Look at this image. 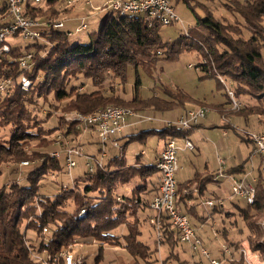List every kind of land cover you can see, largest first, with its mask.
I'll return each instance as SVG.
<instances>
[{
    "label": "trees",
    "instance_id": "trees-1",
    "mask_svg": "<svg viewBox=\"0 0 264 264\" xmlns=\"http://www.w3.org/2000/svg\"><path fill=\"white\" fill-rule=\"evenodd\" d=\"M66 1L28 4L27 16L49 23L41 29L43 41H28L27 45L8 42L9 52H0V83L10 81L0 91V177L4 174L0 183V264H40L36 254L55 255L71 252L75 245L90 244L100 245V251L105 245L123 246L135 258L154 264L149 258L158 250H151L139 238L142 225L151 217L142 214L152 212L149 202L159 190L153 180L159 173L156 166L128 165L124 157L115 156L105 161L104 169L86 171L69 185L56 179L59 190L54 195L43 193L44 181L54 182L52 177L65 174L61 160L51 156L57 146L55 134L59 132L74 142L80 133L71 121L59 119L55 126L47 124L51 111L45 120H40L42 107L60 103L62 110L85 115L109 107L160 113L191 103L200 107L204 104L178 87L171 90L163 86L159 94L153 91L151 96L141 97L139 77L131 97L127 96L131 70L138 73L142 68L153 76L159 61L176 60L188 50L201 58L197 68L202 79H214L219 87L233 91L241 107L231 113L242 118L250 129L252 122L262 125L260 133H264V0H182L193 12L196 8L201 10L196 15L198 29L166 43L160 36L162 26L156 24L151 28L144 17L110 16L112 13L106 12L99 30L90 33L85 44H72L68 34L52 26L61 22L57 20L59 15L68 17L72 13L73 5ZM6 9L4 4L0 8V29L10 22ZM26 52L33 53L31 70L19 65ZM24 77L31 81L28 91L21 86ZM224 94L231 105L229 93ZM152 132L164 139L174 135L186 137L190 131L164 128L141 132L137 137L146 138ZM238 135L252 142L250 136ZM23 162H28V166L24 167ZM209 181L210 177L203 180L195 177L178 185L177 210L202 222L196 205L188 206L189 200L197 198L184 191L199 182L202 194L204 184ZM238 211L237 220L230 223L235 228L234 234L219 230L226 240L215 259L222 264H247L241 249L243 240H248L251 250L264 260L261 174L254 205L246 203ZM122 227L126 233L116 234ZM161 229L162 238L157 242L171 249L182 244L166 217ZM197 235L206 247L207 237ZM174 255L170 253L164 263L173 260ZM100 259L101 256L97 257L96 263ZM83 260L87 264V259Z\"/></svg>",
    "mask_w": 264,
    "mask_h": 264
},
{
    "label": "built area",
    "instance_id": "built-area-1",
    "mask_svg": "<svg viewBox=\"0 0 264 264\" xmlns=\"http://www.w3.org/2000/svg\"><path fill=\"white\" fill-rule=\"evenodd\" d=\"M47 0H0L8 11L10 22L4 25L0 29V43L3 44L0 52H9L10 46L8 42H13L15 39H21V41H36L41 40V29L42 26H48L49 23H40L37 20L31 19L27 16V5L28 4H42ZM78 0H68V5H73L77 3ZM86 5L91 6V0H84ZM102 11L115 13L118 16H141L146 19L149 27L152 28L153 25H160L162 27L172 26L176 23H181V19L177 16L175 8L171 0H109L107 1ZM53 28L61 30L64 28L63 22L53 23ZM88 26L84 23L78 29L87 30ZM184 34H188L185 30ZM70 36L71 33H68ZM32 58L33 53L26 52L19 60V65L22 69L31 70L32 68ZM192 67V66H190ZM10 81H3L0 83V91H4L9 85ZM22 89L28 91L31 87V81L24 77L21 81ZM227 93L231 100V109L233 111H238L240 109V104L235 100L234 93L231 89L226 88ZM209 112L207 107H193L187 109L177 120L175 121H164L163 125L165 128L172 129L173 132L181 131H191L198 126L201 121H203ZM136 117L137 122H152L155 117L152 115H139L135 114L133 111L109 107L103 111H99L93 115H85L82 113H74L72 117H68L67 121H71L76 126L77 130L81 132L80 137L90 131L97 134L100 141V153L101 158L96 159V163L92 165L90 163V158H87L86 165L90 173H93L96 167L104 169L106 156V148L108 143L112 146L121 147L120 140L117 139L127 127L126 118ZM254 146L255 154H259L264 158V133L250 134L249 135ZM177 136H168L165 149L160 155L157 161L156 168L160 173V185L157 195H155L150 203V209L153 216L150 217V223L155 227L157 231L158 241L162 238V226L164 218L166 217L174 229L177 231L179 241L182 244H187L190 248L203 256L209 264H222L218 259L212 258L210 252L206 247H204L202 240L198 237L194 228L190 224L188 216L180 213L176 206V193L178 188V183L176 180V173L178 171V153L184 149L193 150L194 145L188 139V137H180L183 139V148L177 143ZM79 139V138H78ZM56 145L61 148V151H54L51 156L60 160L62 153L66 155V168L69 173L77 165L75 157H81L80 146H74L72 142L65 139L63 136L58 135V140ZM220 169L214 176V181L227 179L230 184V189L234 196L243 199L246 203L254 205L256 196V181H252L249 177L245 176L243 178H236L233 175L225 174L223 166L225 161L219 159ZM28 166V162L22 163ZM209 207H214L218 203L216 201H206L205 203ZM85 214L82 211L81 216ZM264 230V221L262 223ZM46 232V230H45ZM264 242V238H263ZM250 245L245 242L242 243L241 252L245 258L247 264H255L251 256H255L259 264H264V260L261 259L259 254L254 253ZM227 251V248H226ZM35 258L40 264H84V260L81 257H76L71 252L62 251L55 255H35Z\"/></svg>",
    "mask_w": 264,
    "mask_h": 264
},
{
    "label": "rangeland",
    "instance_id": "rangeland-1",
    "mask_svg": "<svg viewBox=\"0 0 264 264\" xmlns=\"http://www.w3.org/2000/svg\"><path fill=\"white\" fill-rule=\"evenodd\" d=\"M109 0H91L92 5H86L84 0H78L77 3L73 4L71 8V12L73 10L83 11L85 15H87V18H76V19H68L66 15H59L58 21H62L64 24V28L61 29L63 33H71L69 36L70 42L72 44H85L88 40V35L92 33L95 30H99L103 18L98 17V14L100 13V10L103 8L104 4ZM172 4L175 8V12L177 16L180 17L181 23H176L172 26L168 27H162L160 36L163 42H172L177 37L179 38L180 35L184 34L185 30L188 32H192L193 30H197V20L196 15L201 14V10L199 8H196L195 12H193L191 9H189L182 0H171ZM43 4V3H42ZM3 3L0 2V8L2 7ZM42 7H45L42 5ZM64 7V4H63ZM117 14L112 13L110 16H116ZM38 22L44 23V21L39 20ZM86 24L88 26V29L78 31V29L81 27L82 24ZM14 42L20 43L22 45H27L28 41H21V39H15ZM201 58L197 53L194 51H183L181 55H179V58L173 61H167V60H161L157 63L156 68L157 70H153V76H149V74L142 68L139 69V72L136 73V71L131 70L129 75V82L126 86L127 89V96L131 97L132 91L134 90V86L136 85L137 78L140 79V86L139 91L142 95L141 97H149L153 94V91H156V93L159 94L161 88L163 86L167 87L169 89H175V88H181L184 92L190 94L192 97L195 96L196 98H200L201 100L206 99L207 102H218L222 101L223 97L225 96L224 93H226L227 89L224 90L223 88L219 87L216 80L214 79H202V73L197 68V65L199 64ZM192 66V67H190ZM230 84V83H229ZM228 84V85H229ZM197 106V105H194ZM200 106V105H198ZM203 107H207L206 105H201ZM193 108V106H192ZM195 108V107H194ZM208 108V107H207ZM128 109V108H126ZM50 111L52 112L51 117H49V120L47 121V124L54 123V126L56 125V122L60 119L61 121L67 123L70 121H67L68 117H72L75 112L73 111H67L62 110V106L60 103H56L53 107L49 108L48 105H45L42 107V111L39 115L40 120H45V116H49ZM135 114L139 115H155L157 116H165L166 118H169V111L167 113H160V112H136L131 109ZM233 111V110H232ZM178 113V112H177ZM76 125V124H75ZM154 125H157L158 129H161L162 127L154 122ZM242 130H247L249 132L248 126H242ZM75 129L77 130L76 126ZM78 131V130H77ZM2 133V131H0ZM82 134L81 132H79ZM83 134L82 137L77 139L76 141L72 142L74 146H80L81 149V157H75V161L77 163L76 167L72 169V171L69 173L68 169L66 168V155L65 153H62L61 157V164L65 166V174L58 175L59 177H50L51 180L54 182L47 183L45 182V186L41 189L43 193L54 195L59 190V185L55 183V180H59V183H62L63 185H69L72 183L73 179H76L83 175L86 171H88L86 162L87 158H90V163L94 165L96 163V159L101 158L100 153V141L99 137L96 133L93 135ZM59 135V132L55 134V136ZM230 135H232V140L230 143H228L225 138L222 135V131L220 129H211L208 130V132L204 133L202 136L203 139H206L208 142L207 144L202 147V151L205 157V160L209 162L210 165H213L215 163L216 159V149L213 146V140L217 142H222V140L225 141V151H223L221 156H224V158H231L232 156H235L236 158L239 157H245L247 156V145L242 142L239 139V136L234 132L230 131ZM158 135L150 136V138L147 140L146 146L141 144L140 142H132L128 146V149H126L125 156L127 161L131 164L133 160H135V154L137 152H140L142 149L146 150L148 153V156H152V151L157 149L158 146ZM54 137V136H53ZM58 140V136L56 137V141ZM211 140V141H209ZM162 141V140H161ZM179 138L177 139V143H179ZM123 145L121 144V147H115L112 146L111 143H108L106 148V156L104 157L105 161L108 159L119 156L123 154ZM250 149L252 146L248 145ZM54 151H61V148L59 146H55ZM52 149V150H53ZM53 151V152H54ZM225 152V153H224ZM191 159H196L195 157L198 155L196 154L192 155L189 154ZM196 155V156H195ZM186 155L179 152L178 154V171L176 173V180L180 181L183 180L184 174L188 171V162L187 164L184 162ZM23 165V164H22ZM24 166V165H23ZM5 170V169H4ZM3 170V172H4ZM251 171V170H250ZM2 173L0 177V183L3 181ZM3 176V177H2ZM7 177V174L5 175ZM49 180V181H51ZM228 196L233 199L234 202H240L241 206L246 205V201L241 200L240 198L233 195L231 189L227 191ZM239 199V200H238ZM228 205V204H227ZM201 208V207H199ZM202 211V209H200ZM152 212H149L148 214L151 215ZM153 216V214L151 215ZM142 217H146V214H142ZM190 220V224L192 228L195 229L196 233L197 228L194 227V223L196 220L193 216H188ZM238 217H235V219ZM150 221L148 220L144 225L141 227V236L140 241L148 244L149 248L151 250H158V253L153 254L149 259H153L155 261L154 264H165L164 260L167 259V257L170 255V253L174 252V258L173 260H169L167 264H196L197 262H204L206 259L201 256L199 253L194 252L189 245L187 244H180L178 246H175L174 249H171L168 245H162L158 241L157 231L156 229L150 225ZM220 224V221L218 222ZM228 229L230 228L229 223H227ZM235 231V230H234ZM118 235H124L126 233L125 228H119L115 231ZM204 234V233H203ZM234 234L231 233V235ZM207 235L208 237L205 240V244L209 252L211 253V256L214 258H217L220 253L218 251V248H220L223 243L225 242V238L223 239L221 236L215 237L211 232H209ZM204 238H206L207 236ZM202 236V234H201ZM202 236V237H203ZM123 241V239H122ZM73 255L86 258L87 264H147L145 261H143L140 258H135L132 256L123 246H112V245H105L103 246L102 251H100V245L97 244H90V245H75L73 247V251H71ZM40 255V254H39ZM101 256L100 262L96 263L97 257Z\"/></svg>",
    "mask_w": 264,
    "mask_h": 264
},
{
    "label": "crops",
    "instance_id": "crops-1",
    "mask_svg": "<svg viewBox=\"0 0 264 264\" xmlns=\"http://www.w3.org/2000/svg\"><path fill=\"white\" fill-rule=\"evenodd\" d=\"M66 4L68 1L65 2ZM72 7V6H71ZM104 11L100 10V13L98 14V17H103ZM87 18V15L84 14L83 11L73 10V12L67 17L68 19H76V18ZM47 28V26H42L40 29ZM196 101H199L200 103L206 105L209 108V112L206 116V118L201 121V123L198 126H195V128L190 131L187 134L188 139L192 142L194 145L193 150L184 149L183 145V139H180V146H182L183 150L180 152L184 155H186L184 162L187 164L188 162V171L183 176V180L178 181L177 183L180 186L181 184H185L188 181L194 179L195 177H198L200 180H203L205 178H209V182L204 184L203 193L199 194V187L197 183H194L189 190H185L184 194L188 192H192L193 195L197 198L195 200H189L188 206L194 207L196 205V211L202 218V222L196 220L194 223L198 234H208L211 232L215 237H219V230L227 231L229 230L230 234L234 232L235 228L230 224L232 221L237 220L235 217H238L237 214L239 213V206L240 202H234L233 199H231L227 191L230 189V184L227 179L219 180V181H213L212 177L215 176V174L218 173L220 169L219 165V159H222L225 161V165L223 166V170L225 174L227 175H233L236 178H243L245 176L249 177L252 181L258 180L259 175L261 174L264 177V158H262L261 155L255 154V146L251 141L241 139V137L238 135V133L244 134V135H250V134H257L262 132L263 126L258 124L257 122H252V129H249V132L247 130H242L241 128L243 125L246 126L244 123L245 121L240 118L239 116H236L235 114H232V110L230 109L228 98L226 96L223 97L222 101L216 102H207L206 99L201 100L200 98H196L193 96ZM196 105V104H195ZM195 107L194 103L187 104L185 107L175 109L172 111H169V118L165 116H157V114L152 115L155 117V119L152 122H137L136 117H127L126 124L127 127L125 128L124 132L117 137L118 140H120V144L123 145V154L119 155L120 157H124L128 165H135L136 163H139L140 165H153L156 166L157 161L160 158L161 153L165 149V145L167 142V138L161 139L158 137V146L157 149L152 151V156H148V153L146 150L142 149L140 152H137L135 154V160L131 162V164L127 161L125 152L126 149H128V145L132 142H140L141 144L145 145L147 144V140L150 138V136L157 135L155 132H152L154 134H148L145 136L146 138L137 137V135L141 132H149V131H163L165 126L163 125L164 121H175L177 120L187 109H190ZM178 112V113H177ZM167 113V112H165ZM164 113V114H165ZM252 120V119H250ZM154 122L160 125L162 128L158 129L157 125H154ZM247 127V126H246ZM211 129H220L222 131V135L225 138L228 143L232 140V135H230V131H234L238 136L239 139L244 142L247 146V156L245 157H239L236 158L235 156H232L229 158H224L223 155L221 156L223 151H225V141L222 140V142H217L213 140V146L216 149V159L215 163L213 165H210L207 159L205 160L202 147H204L207 144V140L203 139L202 136L204 133L208 132V130ZM88 133H91L90 135H93L95 132L90 131ZM86 133V134H88ZM82 137V136H81ZM149 137V138H148ZM80 138V137H79ZM162 140V141H161ZM211 141V140H209ZM248 145L252 146L248 147ZM198 155L195 157L196 159H191L189 154H196ZM225 153V152H224ZM179 154V153H178ZM115 157V156H114ZM251 170V171H250ZM160 173L155 175L154 183L157 184L159 187L160 185ZM255 183V184H256ZM239 200V199H238ZM243 200V199H241ZM206 201H216L218 203H221L220 205L217 204L215 207H209L205 203ZM245 201V200H243ZM228 204V205H227ZM201 207V208H199ZM243 207V206H241ZM217 208V211L214 213V209ZM202 209V211L200 210ZM148 215V213H146ZM150 215V214H149ZM152 215V213H151ZM204 218V219H203ZM207 219V220H206ZM220 221V224L218 222ZM227 223H229L230 228L228 229ZM228 232V231H227ZM228 232V233H229ZM204 233V234H203ZM205 237V236H203ZM207 238L210 237L209 235L206 236ZM249 244L248 240H243ZM242 242V243H243ZM225 243V242H224ZM223 243V245H225ZM250 245V244H249ZM250 247V246H249Z\"/></svg>",
    "mask_w": 264,
    "mask_h": 264
},
{
    "label": "bare ground",
    "instance_id": "bare-ground-1",
    "mask_svg": "<svg viewBox=\"0 0 264 264\" xmlns=\"http://www.w3.org/2000/svg\"><path fill=\"white\" fill-rule=\"evenodd\" d=\"M252 260L254 261L255 264H259L258 260L256 259L255 256H251Z\"/></svg>",
    "mask_w": 264,
    "mask_h": 264
}]
</instances>
